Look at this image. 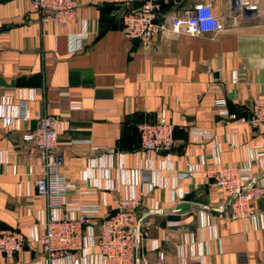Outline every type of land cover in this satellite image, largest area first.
Instances as JSON below:
<instances>
[{"label": "crops", "instance_id": "obj_1", "mask_svg": "<svg viewBox=\"0 0 264 264\" xmlns=\"http://www.w3.org/2000/svg\"><path fill=\"white\" fill-rule=\"evenodd\" d=\"M74 1V18L60 23L41 22L30 0H0V229L25 237L12 256L0 252V264H72L50 261L29 240L51 213L35 183L41 157L22 140L42 113L63 117L56 148L71 183L65 200L98 206L89 221L94 231L120 196L139 198L149 221L137 254L142 264H239L242 251L247 264H264V124L239 119L253 97L264 96V0H152L158 18L209 2L222 29L155 37L148 46L121 31L122 13L144 0ZM30 88L29 118L14 116L22 89ZM159 112L174 125L169 158L139 149L137 125ZM5 115L14 116L11 124ZM218 163L252 165L260 188L254 215L225 216L208 176ZM146 170L149 182L139 179ZM88 232L84 225L83 244ZM70 253L82 264H111L92 247Z\"/></svg>", "mask_w": 264, "mask_h": 264}, {"label": "built area", "instance_id": "obj_2", "mask_svg": "<svg viewBox=\"0 0 264 264\" xmlns=\"http://www.w3.org/2000/svg\"><path fill=\"white\" fill-rule=\"evenodd\" d=\"M30 1L41 22L67 23L74 18V0ZM220 29H222L221 19L213 12L211 4L204 1L195 3L187 15H168L158 18L156 3L152 0H144L141 7L122 15L121 26L124 37L138 39L144 46H148L155 37H167L177 33L191 35L216 33ZM35 95V90L32 88L22 89L15 104L14 116L28 119V102L31 98H35ZM215 103L221 113L228 114L224 97L216 98ZM14 116L5 115L4 123L11 124ZM230 116L235 117V114L231 113ZM239 119L246 120L253 126L264 124V96L253 97L249 115L241 116ZM62 120L63 117L59 115L42 113L37 118L35 126L22 133V140L32 144L41 157L40 171L35 183L38 193L47 198V205L51 211L42 222L43 233L34 232L29 240L39 243L50 261L65 257L72 264H82L81 259L72 256L70 250L86 246L94 248L101 259H108L111 264H142L143 259H140L138 252L142 243L149 239V221L139 213L138 197L120 196L115 209L100 217L95 231L89 221L98 213L96 204L66 203L65 196L71 183L60 171L62 157L56 148L58 125ZM137 128L140 150L164 151L169 158L174 143V125L162 112H159L152 121L139 123ZM256 154L261 155L259 152ZM193 170L194 168L190 167V171ZM208 176L221 191L223 201L219 207L225 210L227 218L255 214L253 201L260 197V188L254 182L250 163L233 165L218 163L208 172ZM139 179L149 182V172L146 170L140 173ZM84 225L88 226L89 230L87 244H83ZM24 243L25 237L19 230L0 229V252L4 255L12 256L23 248ZM157 255L158 260L163 261L164 253L161 249L157 250ZM237 256L239 264H247L245 252H239Z\"/></svg>", "mask_w": 264, "mask_h": 264}, {"label": "water", "instance_id": "obj_3", "mask_svg": "<svg viewBox=\"0 0 264 264\" xmlns=\"http://www.w3.org/2000/svg\"><path fill=\"white\" fill-rule=\"evenodd\" d=\"M213 74H214L215 76H217L218 71H213Z\"/></svg>", "mask_w": 264, "mask_h": 264}, {"label": "trees", "instance_id": "obj_4", "mask_svg": "<svg viewBox=\"0 0 264 264\" xmlns=\"http://www.w3.org/2000/svg\"><path fill=\"white\" fill-rule=\"evenodd\" d=\"M134 10V9H133ZM128 11H131V10H126V11H124L123 13H122V15L125 13V12H128Z\"/></svg>", "mask_w": 264, "mask_h": 264}]
</instances>
